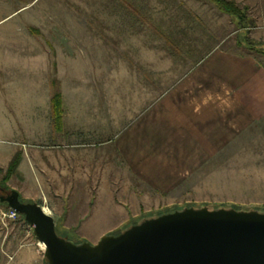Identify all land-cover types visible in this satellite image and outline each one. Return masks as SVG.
Instances as JSON below:
<instances>
[{
    "label": "crops",
    "instance_id": "obj_1",
    "mask_svg": "<svg viewBox=\"0 0 264 264\" xmlns=\"http://www.w3.org/2000/svg\"><path fill=\"white\" fill-rule=\"evenodd\" d=\"M219 32L203 37L204 48L184 73H128L117 89L113 73L105 81L104 73H59L57 91L51 82L49 113L29 116L30 124L46 120L49 130L28 141L43 142L45 154L61 158L60 167L39 159L36 148L23 154L18 170L34 163L49 178L53 191L38 203L56 228L95 244L132 217L190 198L200 183L211 186V174H221L222 188L228 168L264 170V55L237 44L238 31L223 13L222 37ZM56 92L63 101L59 130L51 106ZM111 190L119 197L105 195ZM24 236L30 250L18 251L15 264H47L36 237Z\"/></svg>",
    "mask_w": 264,
    "mask_h": 264
},
{
    "label": "rangeland",
    "instance_id": "obj_2",
    "mask_svg": "<svg viewBox=\"0 0 264 264\" xmlns=\"http://www.w3.org/2000/svg\"><path fill=\"white\" fill-rule=\"evenodd\" d=\"M259 3L255 7L238 3L253 21L247 25L251 27L239 29L228 16L238 31L237 44L238 38L246 35L262 43L260 49L264 51V35L260 39L256 35L264 33V0ZM216 27L222 37V12L209 0H0V184L17 152L23 158L28 149L39 148V159L60 167L61 158L45 154L43 142L28 141L49 130L46 120H38L42 125L30 124L29 116L39 112L47 116L50 84L54 81L57 91L54 79L59 73H104L100 77L104 81L106 73H113V78L109 77L116 89L123 86L128 73H184L204 48L199 45L203 37L216 34ZM148 80L153 86L154 78ZM260 161L263 163L264 158ZM18 169L5 186L21 192L24 200L38 203L46 192L53 191L48 187L49 178L43 179V171L34 163L28 169L27 163ZM228 169L222 171V188L218 185L221 174H211V186L200 183L190 198H178L132 217L112 234L143 217L187 206L264 209V170ZM93 192L100 194L98 189ZM105 192L118 198L120 191ZM0 208V264H15L18 251L24 254L30 250L31 240L24 236L28 228L3 221L1 213L8 206L0 203Z\"/></svg>",
    "mask_w": 264,
    "mask_h": 264
},
{
    "label": "water",
    "instance_id": "obj_3",
    "mask_svg": "<svg viewBox=\"0 0 264 264\" xmlns=\"http://www.w3.org/2000/svg\"><path fill=\"white\" fill-rule=\"evenodd\" d=\"M12 189L0 203L17 211L44 245L47 264H264V212L187 207L144 219L92 244L59 236L54 217Z\"/></svg>",
    "mask_w": 264,
    "mask_h": 264
},
{
    "label": "trees",
    "instance_id": "obj_4",
    "mask_svg": "<svg viewBox=\"0 0 264 264\" xmlns=\"http://www.w3.org/2000/svg\"><path fill=\"white\" fill-rule=\"evenodd\" d=\"M212 4H214L218 10L220 12H222L223 14H227L229 16H231L235 22L237 23V26L239 29H244V27H251V26H247V25H251V23L253 22L249 16H247V13L245 11H243V9L239 6V4L235 1V0H209ZM251 21V23H250ZM238 44L240 46H243L245 48H247L248 50L252 51V52H256V53H260V54H264V51H262L260 48L262 47V43H256L252 40H249L248 37L245 35H242V37L240 36L238 38ZM62 95L60 93H54L51 99V106H52V113H53V120H54V126L56 129H61L62 126V115H63V104H62ZM22 161V153L21 152H17L14 157L12 158L11 162L9 163V166L3 176L2 179V184H0V188H3L5 190V192H10L12 190V188L6 187L5 184H7V182H9V180L12 178V176L15 174V172L17 171L20 163ZM20 200L22 202H33L30 200H24L22 197H20ZM205 206V205H203ZM203 206L200 207H195V208H201ZM187 207H194V206H187ZM184 207V208H187ZM221 207H225V208H235L237 210H258L260 212H264V209H260V208H240V207H235V206H218V207H210L211 209H218ZM184 208L181 209H174V210H166L164 212H161L159 214L156 215H150L147 217H143L141 218L138 222H134L129 224L128 226H126L123 231L125 229H127L128 227L134 225V224H138L141 221H143L144 219L147 218H151L154 216H159L162 215L166 212H171V211H175V210H182ZM73 230H67V229H62L59 230L57 228V233L59 234V236L66 238L70 241H74L76 244H81L84 242V240H79L74 234H73ZM122 232V231H121ZM120 232L116 233L119 234Z\"/></svg>",
    "mask_w": 264,
    "mask_h": 264
},
{
    "label": "built area",
    "instance_id": "obj_5",
    "mask_svg": "<svg viewBox=\"0 0 264 264\" xmlns=\"http://www.w3.org/2000/svg\"><path fill=\"white\" fill-rule=\"evenodd\" d=\"M2 215V220L5 221V220H10V221H15V222H19V223H23L25 225V227L28 228V233L29 235L31 236H34L33 234V228L25 221L24 217L22 215H20L17 211L11 209L8 207V209L6 211H3L1 213ZM37 245L39 247V249L41 251H43L44 249H42L41 247V243L38 241L37 242ZM23 246V244H20V248ZM4 254L7 255V258L10 260V261H13L14 260V256L13 255H10L9 253H6L4 252Z\"/></svg>",
    "mask_w": 264,
    "mask_h": 264
},
{
    "label": "flooded vegetation",
    "instance_id": "obj_6",
    "mask_svg": "<svg viewBox=\"0 0 264 264\" xmlns=\"http://www.w3.org/2000/svg\"><path fill=\"white\" fill-rule=\"evenodd\" d=\"M0 192H2V193H0V194H5V193H6L5 190H4L3 188H0Z\"/></svg>",
    "mask_w": 264,
    "mask_h": 264
},
{
    "label": "bare ground",
    "instance_id": "obj_7",
    "mask_svg": "<svg viewBox=\"0 0 264 264\" xmlns=\"http://www.w3.org/2000/svg\"><path fill=\"white\" fill-rule=\"evenodd\" d=\"M41 247L44 249V245L43 244H41Z\"/></svg>",
    "mask_w": 264,
    "mask_h": 264
}]
</instances>
